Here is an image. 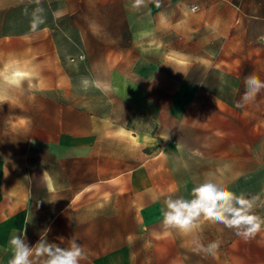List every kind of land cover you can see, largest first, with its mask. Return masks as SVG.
Segmentation results:
<instances>
[{
	"label": "rangeland",
	"instance_id": "1",
	"mask_svg": "<svg viewBox=\"0 0 264 264\" xmlns=\"http://www.w3.org/2000/svg\"><path fill=\"white\" fill-rule=\"evenodd\" d=\"M262 37L264 0H0V182L27 185L37 222L72 197L128 199L139 172L130 264H264V228L246 241L202 218L157 235L164 198L205 180L264 217V90L238 106L247 76L264 81ZM13 61L31 70L20 84ZM147 168L169 182L150 199Z\"/></svg>",
	"mask_w": 264,
	"mask_h": 264
},
{
	"label": "crops",
	"instance_id": "2",
	"mask_svg": "<svg viewBox=\"0 0 264 264\" xmlns=\"http://www.w3.org/2000/svg\"><path fill=\"white\" fill-rule=\"evenodd\" d=\"M146 170L147 198L150 199L153 198L150 194V186L154 187L157 184L164 188L169 182L165 174L163 176L158 174L163 177V181H157L161 177L156 178L149 168ZM139 174L141 173L136 172L129 176L131 190L128 199L118 197L108 199L99 196L85 199L81 205H76V198L72 197L66 206L37 222L33 221L36 210L29 204L32 200L26 195L30 192L27 185L11 184L2 180L0 182V264H8L12 258L9 240L14 233L23 229L30 246L40 240L41 233L46 229H50L47 232L48 241L61 247H67L68 240L75 238L88 256L87 261L82 264H122L125 261L130 264L132 246L122 242L124 236L129 237L128 233L124 235L122 231H124V219L132 218V212L126 207L131 205V208L136 206L137 209L139 205ZM13 191L18 193H12ZM147 206H151L149 201ZM135 218L138 221L137 211ZM131 232L132 230L130 237L133 236ZM124 256H126L125 261Z\"/></svg>",
	"mask_w": 264,
	"mask_h": 264
},
{
	"label": "clouds",
	"instance_id": "3",
	"mask_svg": "<svg viewBox=\"0 0 264 264\" xmlns=\"http://www.w3.org/2000/svg\"><path fill=\"white\" fill-rule=\"evenodd\" d=\"M140 2L141 0H137V3ZM81 83L86 91L89 81L84 79ZM244 83L245 91L238 101V106L254 101L264 90V81L255 75L247 76ZM164 139L168 140L169 136ZM194 155L201 154L196 151ZM43 176L48 179L46 171ZM48 187H51L50 181ZM48 202L54 201L48 200ZM163 203L161 232L157 235L165 237L170 236L174 231L184 235H194L200 228L202 218L223 224L246 241L254 238L264 228V217L255 214V201L235 195L221 180H205L200 183L192 189L190 199L179 196L173 198L169 195L164 198ZM48 231L50 229L41 233L40 240L31 246L27 242L24 229L14 233L9 240L13 254L8 264H82L87 261L86 251L75 238L68 240L67 247H61L48 241ZM218 247V242H211L206 246L197 244V250L206 256L214 255Z\"/></svg>",
	"mask_w": 264,
	"mask_h": 264
},
{
	"label": "bare ground",
	"instance_id": "4",
	"mask_svg": "<svg viewBox=\"0 0 264 264\" xmlns=\"http://www.w3.org/2000/svg\"><path fill=\"white\" fill-rule=\"evenodd\" d=\"M30 68H26L24 65L18 62H14L8 67L7 71L4 73V79L10 83L20 84L24 78L30 75ZM25 80V79H24Z\"/></svg>",
	"mask_w": 264,
	"mask_h": 264
}]
</instances>
